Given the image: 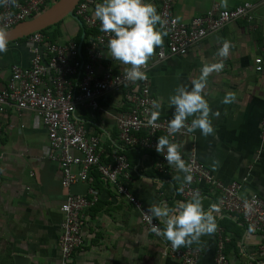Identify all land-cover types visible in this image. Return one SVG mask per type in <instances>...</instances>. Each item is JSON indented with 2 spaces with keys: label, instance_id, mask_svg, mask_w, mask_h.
<instances>
[{
  "label": "crops",
  "instance_id": "crops-1",
  "mask_svg": "<svg viewBox=\"0 0 264 264\" xmlns=\"http://www.w3.org/2000/svg\"><path fill=\"white\" fill-rule=\"evenodd\" d=\"M147 2L153 3L158 12L154 0ZM244 2L254 4L255 29H250L243 19L230 22L198 42L185 56L158 60L159 47L146 73L155 101L162 104L160 115L173 116L174 107H169V98L181 85L190 88L205 64L221 61L216 55L218 49L223 41L231 42L233 46L229 56L223 59V70L208 77L204 93L215 113L210 114L215 135L205 137L197 129L178 143L182 145L184 161L193 145L199 162L216 178L224 182L242 181V195L255 192L264 197V145L259 140L264 116V64L261 72L255 70L254 64L264 38V0H227V6L223 0H175L173 12L179 20L187 22L205 13L214 3L233 8ZM94 10L95 6L91 8L92 15ZM50 31L57 32L54 42L63 43L84 42L99 29H89L81 20L66 16ZM30 47L26 36L9 42L7 52L0 53V88L7 85L12 65L30 66ZM109 55L108 48L104 49L99 71L108 67L125 71L129 67ZM229 91L235 92V102L223 104L221 101ZM99 103L101 110L96 112L79 107L76 119L99 137L104 155L113 151L126 155L131 166V179L127 182L131 192L147 208L158 205L175 209L188 201L179 194L180 186L186 181L185 172L168 162L160 170L156 154L146 149L126 148L119 141L116 116L128 108L122 95L109 92ZM48 152L47 132L35 112H19L13 107L0 112V264H14V254L27 256L28 264H59L60 205L68 192L88 195L91 189L97 201L86 210L83 244L73 253V264H180L161 257V240L143 225L134 208L100 180L96 171L91 172L87 181L64 189L59 165L47 156ZM214 162H218L215 170ZM217 197V191L205 189L201 199L205 211L215 217L217 228L229 237L224 246L227 260L224 264H248L251 259L264 264V236L248 231L240 220L222 213ZM191 246L201 249L200 264H219L216 231L202 236L200 244Z\"/></svg>",
  "mask_w": 264,
  "mask_h": 264
},
{
  "label": "built area",
  "instance_id": "built-area-1",
  "mask_svg": "<svg viewBox=\"0 0 264 264\" xmlns=\"http://www.w3.org/2000/svg\"><path fill=\"white\" fill-rule=\"evenodd\" d=\"M58 0H21L16 6H1L0 26L11 29L20 22L29 20ZM101 0H79L74 15L89 29L99 32L84 42L68 40L63 43L49 41L41 31L28 35L31 43L30 66L12 65L10 78L5 87L0 88V112L13 107L19 112L31 110L41 119L49 141L48 157L57 161L61 174L60 184L69 189L78 182L89 179L96 171L105 184L111 186L117 197L124 199L139 213L143 225L161 240V257L177 260L180 264H200L201 249L188 246L174 250L171 242L151 231L148 222L150 213L129 189L131 166L125 154L113 151L103 154L100 139L78 122L75 113L79 107L92 112L100 111L99 100L109 92H118L128 108L116 116L119 141L126 148L146 149L158 157V167L164 170L167 163L164 154L157 153L155 146L159 136L169 135L168 123L173 116L160 115L149 125L152 104L150 78L128 82L125 71L105 68L99 71V61L104 49L108 48L111 36L100 31L99 20L91 14V8ZM158 14L164 21L163 30L167 32L166 43L157 50L156 57L163 60L170 56H185L189 50L209 34L223 29L228 23L243 19L250 29H255L254 4L244 2L233 8H222L218 3L205 13L192 17L189 21L179 20L173 7L175 0H154ZM159 25V24H158ZM159 27H161L159 25ZM255 70L261 72L264 64V38L259 54L254 58ZM147 69L144 71L146 72ZM188 123L191 120L188 119ZM186 131L169 136L173 142L179 141ZM260 144L264 145V116L260 121ZM190 167L191 183L185 181L179 188L183 199L190 200L194 195H203L205 189L218 192L217 206L222 213L240 220L250 232L264 236V197L252 192L242 195L243 182L232 180L224 182L216 178L195 155L192 145L185 156ZM195 183V184H194ZM97 201L94 190L88 195L68 192L60 205L62 220L58 239L59 264H73V253L83 244L82 228L86 210ZM153 223L161 227L160 221ZM229 237L219 227L216 229V260L226 263L224 246ZM248 264H262L251 259Z\"/></svg>",
  "mask_w": 264,
  "mask_h": 264
},
{
  "label": "clouds",
  "instance_id": "clouds-1",
  "mask_svg": "<svg viewBox=\"0 0 264 264\" xmlns=\"http://www.w3.org/2000/svg\"><path fill=\"white\" fill-rule=\"evenodd\" d=\"M17 2L18 0H0V6H16ZM223 5L227 6V0H223ZM94 15L100 22V31L111 36L108 41L109 56L120 64L129 66L125 70L124 79L133 83L146 79L144 70L147 69L156 49L163 46L164 36L167 35L163 30L164 21L155 5L147 0H102L95 6ZM158 24L160 28H157ZM8 45L7 26H0V53H6ZM232 46L230 41H223L216 53L222 58L221 61L205 64L199 78L191 81L190 88L181 85L169 98V107H174L173 117L168 123L169 135L159 136L155 150L164 154L168 164L175 165L179 171L190 173L191 169L182 159V145L170 140L169 136L183 131L191 134L197 129L205 137L215 135L216 129L210 119V114L215 113L212 112L204 93L208 77L223 70V59L229 56ZM235 99V92L229 91L221 102L231 104ZM152 108L149 125L159 119L162 104L158 100L154 101ZM189 117H193L190 124ZM216 167L218 162L213 164L214 170ZM185 180L191 183L192 176L186 175ZM147 212L150 213L148 222L151 231L171 242L174 250L191 246L193 243L200 244L202 236L211 235L217 229L215 217L210 211H205L199 195H194L175 209L151 205ZM153 218L160 221L164 227L154 224Z\"/></svg>",
  "mask_w": 264,
  "mask_h": 264
},
{
  "label": "water",
  "instance_id": "water-1",
  "mask_svg": "<svg viewBox=\"0 0 264 264\" xmlns=\"http://www.w3.org/2000/svg\"><path fill=\"white\" fill-rule=\"evenodd\" d=\"M79 0H58L37 16L20 22L7 30L9 42L26 37L35 31L43 30L60 22L66 16L74 15V8ZM14 264H28L29 258L20 254L13 255Z\"/></svg>",
  "mask_w": 264,
  "mask_h": 264
},
{
  "label": "trees",
  "instance_id": "trees-1",
  "mask_svg": "<svg viewBox=\"0 0 264 264\" xmlns=\"http://www.w3.org/2000/svg\"><path fill=\"white\" fill-rule=\"evenodd\" d=\"M58 24H59V22L56 23V24H54V25H52V26H49V27H47V28H45V29H43V30H40V31H41L42 33H44V34L47 36V38L49 39V41L52 42V41H54L57 32H56V31H55V32L50 31V29H51L53 26H57ZM24 38H26V37L19 38V39L15 40V41H20V40H22V39H24ZM85 38H86V35H85L84 39H85ZM84 42H85V41H84ZM84 42H83V45H84Z\"/></svg>",
  "mask_w": 264,
  "mask_h": 264
}]
</instances>
